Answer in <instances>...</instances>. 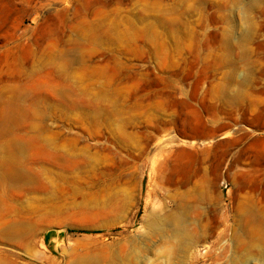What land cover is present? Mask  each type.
<instances>
[{"label": "rangeland", "instance_id": "1", "mask_svg": "<svg viewBox=\"0 0 264 264\" xmlns=\"http://www.w3.org/2000/svg\"><path fill=\"white\" fill-rule=\"evenodd\" d=\"M0 264H264V0H0Z\"/></svg>", "mask_w": 264, "mask_h": 264}, {"label": "bare ground", "instance_id": "2", "mask_svg": "<svg viewBox=\"0 0 264 264\" xmlns=\"http://www.w3.org/2000/svg\"><path fill=\"white\" fill-rule=\"evenodd\" d=\"M171 180V179H170ZM170 182V181H169ZM171 226L173 227V234L176 238L179 239V241H185L187 234L185 232V230L183 231L181 227V219L180 217H175L174 219L171 220ZM157 222L155 220H153V225H156Z\"/></svg>", "mask_w": 264, "mask_h": 264}]
</instances>
